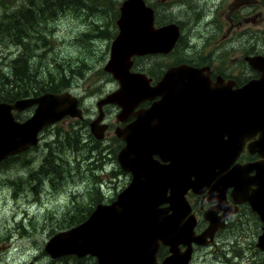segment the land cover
Wrapping results in <instances>:
<instances>
[{"label":"water","instance_id":"1","mask_svg":"<svg viewBox=\"0 0 264 264\" xmlns=\"http://www.w3.org/2000/svg\"><path fill=\"white\" fill-rule=\"evenodd\" d=\"M120 13V33L105 67L120 88L98 103L102 115L92 132L104 138L107 127L99 124L106 105L122 108L120 120L136 116L117 132L126 143L118 161L132 181L111 204H99L85 222L51 238L45 251L55 259L75 255L96 257L99 264H159L158 251L166 246L170 256L162 264H190L193 245L212 240L236 213L237 206H229L226 198L232 188L235 204L248 202L261 219L257 246L264 252V163L235 164L245 143L257 136L252 148L264 155V58L248 59L262 76L237 90L235 83L214 82L208 67L186 64L168 69L153 87L151 78L131 71L133 58L168 54L179 28H155L154 10L144 0H125ZM146 100L155 101L137 111ZM32 105H37L34 115L18 122L13 111ZM67 116L82 118L78 100L69 94L0 103V163L36 145L44 128ZM190 190L206 193L204 202L217 203L206 213L210 226L201 235L194 232L197 219L186 199ZM221 209L225 214L214 220L211 214Z\"/></svg>","mask_w":264,"mask_h":264},{"label":"rangeland","instance_id":"2","mask_svg":"<svg viewBox=\"0 0 264 264\" xmlns=\"http://www.w3.org/2000/svg\"><path fill=\"white\" fill-rule=\"evenodd\" d=\"M33 1L0 0V76L14 79L7 58L20 59L29 48L19 36H2L1 26L12 17L24 19L25 15L27 21L33 17L30 12L48 11L49 23L37 24L32 18L24 29L28 33L36 29L48 38L47 57L42 54L45 48L38 50L48 61L42 68L44 82L51 83L72 69L69 82L60 90L78 96L86 113L84 120L66 118L48 127L38 145L0 165V264H97L88 257L52 259L44 248L67 227L69 218L86 214L91 204H111L132 180L118 161L126 143L114 131L104 140H96L89 124L98 117V101L119 88L104 67L118 34L124 0H79L84 13L73 6L61 8L63 3L48 9L43 1ZM187 1L188 9L185 0H146L155 10L157 24L177 22L174 25L182 26L184 35L174 54L137 58L133 70L147 72L158 81L168 68L182 61L197 66L212 62L225 76L251 79L254 73L246 58L264 56V0H215L221 6L209 28L205 24L196 28L189 10L196 7L197 0ZM115 106L107 109L108 120L119 114ZM68 135L77 138L74 150L62 147ZM260 235L258 215L244 208L226 230L198 247L192 264H264V252L257 247Z\"/></svg>","mask_w":264,"mask_h":264},{"label":"trees","instance_id":"3","mask_svg":"<svg viewBox=\"0 0 264 264\" xmlns=\"http://www.w3.org/2000/svg\"><path fill=\"white\" fill-rule=\"evenodd\" d=\"M43 1L45 4V7L49 9V6L51 4H61V8L67 7V6H73L77 7L76 12L84 13V10H82L83 7H81L80 4H82L79 0H39ZM40 3L37 0L33 1L32 3ZM68 3V4H65ZM37 11V10H36ZM30 12V14L33 16L32 18L37 21V24L39 22L42 23H49L51 17L48 15V11L43 12ZM29 14V13H28ZM47 16V17H46ZM23 18L25 19V15H23ZM32 18L27 19L25 21L24 19H18L17 17H12L8 21H5L6 24H3L1 27L4 28V32L2 36H19L22 39V44L29 45V48L24 49V57L17 58L15 60H12L10 58H7L11 60V65L14 69V79L13 78H6L0 76V102L5 103H12L15 100H18L20 98H23L28 95H40L43 93H60L62 92L60 89L62 86L67 85V83L70 80V72L72 69L68 70L67 72L63 73L62 75H59V77H56L55 80L51 83L44 82L45 77H43V65L47 64L48 61L45 62L44 57H47V49L49 41L47 36H43L42 32H37L36 29H34L33 33H28L29 31L26 28L29 26L28 24H32L31 20ZM19 20H24L23 22H19ZM34 43L36 44L34 46ZM31 46V47H30ZM45 48V50L42 52V55H39L38 53H41L38 51L39 49ZM32 50V51H31ZM26 51V52H25ZM39 62L40 65H39ZM185 63V62H182ZM179 64V63H178ZM2 67H4L2 65ZM1 75V73H0ZM28 87L32 90H28ZM77 138L75 135H68L65 136L64 139V145L62 147L68 145L71 147V149L74 150V143L77 141ZM61 147V148H62ZM67 148V147H66ZM17 156H10L6 161L2 162L1 165L8 164L11 162L14 158ZM14 161V160H13ZM96 204H91L89 206V210H87L86 214H83L81 216H75L71 220L69 218V224L67 227L61 229H71L83 222H85L90 214L93 212ZM92 207V208H91ZM163 251V249H162ZM161 251V253H162Z\"/></svg>","mask_w":264,"mask_h":264},{"label":"flooded vegetation","instance_id":"4","mask_svg":"<svg viewBox=\"0 0 264 264\" xmlns=\"http://www.w3.org/2000/svg\"><path fill=\"white\" fill-rule=\"evenodd\" d=\"M200 1V2H199ZM221 1V0H220ZM215 0H197V3H196V7L192 8L189 10V14H193L192 15V18L193 20L196 21V28L198 27H202L204 24L206 25L205 27L209 28L210 26H214L213 24V14L217 11H219V7L221 6V4H215L214 3ZM184 6V4H182ZM185 5H186V8L188 9V1L185 0ZM121 7V6H120ZM188 12V10H187ZM117 15V13H116ZM170 25L172 24H178L177 22L176 23H169ZM167 24H164V25H161V26H165ZM159 26V24L157 25V27H161ZM179 27V32H180V37L177 41V44L175 46V48L169 52L168 54H151V55H146V56H141V57H135L133 58V69L135 67V59L137 58H143V57H165V56H169V55H172L174 54L176 48L180 45V43L182 42L183 40V35H184V32H183V28L182 26H178ZM261 57H264L263 55H260ZM253 57L257 58L259 57V54H254ZM248 59H251L250 56H248V58H246V62L247 64L250 66V68L252 69V72L254 73L252 76H251V79H249L247 82L246 81H240L237 77H228V76H225L220 69H218L217 67L214 66V63L212 62H207V63H201V65H194L192 64V66L194 67H197V68H206L208 67L209 68V75L211 77V79L213 81H217L219 78H222L225 82H228V81H234L237 85L238 88H241L243 87L244 85H246L249 81H252V80H258L261 78V75L262 73L258 70V69H255L251 63L249 62ZM184 62V61H182ZM182 62H180L181 64H183ZM186 64H189L187 62H185ZM223 65V64H222ZM176 66V65H175ZM222 69V67H221ZM137 72V71H136ZM166 72V71H165ZM165 74V73H164ZM163 77V76H162ZM154 83H157L158 81H156L158 78H155L152 77ZM161 79V78H160ZM246 82V83H245ZM117 91V88L116 90ZM114 91V92H115ZM153 102H145L141 105H139V109L142 108V109H148L151 107ZM116 107V112H117V106ZM109 106H105L104 107V110H103V121L99 124V126L101 125H105L107 127L105 133H104V139L106 138L107 135L111 134L112 131H114L113 133H115V136L117 138V132L118 131H121V130H124L125 128H127L128 125H130L135 119L136 117L135 116H128V117H124V119L122 121H119V116H120V111H118L119 114H117V116L114 118V120H111L107 118V116H110V114L108 113V109ZM31 109H34L33 107ZM30 110V109H29ZM98 118L102 115V112L100 111V113H98ZM93 121V120H92ZM91 122H89L90 124V131H91V134L92 136H94L95 138V135L94 133L92 132V128H91ZM257 137H254L252 138L251 140H249L248 142L245 143L244 145V149L242 151V153L240 154L239 158H238V161L236 162L237 164H240V165H248V164H253V163H257V162H261V163H264V155L261 157L260 154L256 151H254V149L252 148V144L256 141ZM232 188L228 189L227 192H226V198H227V201H228V205L231 206V207H234V206H237V209H236V213H234L230 218H227L225 220V226L224 228H220L216 234H215V237L220 234L222 231L226 230V228L229 226V224L232 222V220L236 217L237 214H239L241 211H243V209H247L249 208L250 210L251 207L249 206V203L248 202H242V203H239L238 205L235 204L233 198H232ZM205 194L204 193L203 195H195L193 194L192 192L189 193L188 195V199L193 207V213H195L198 217L197 219V223H196V226H195V233L196 234H201L203 232H205L208 227L210 226V222L206 220L205 216H206V213L210 210V209H214L216 206H217V203L215 204H212L210 202H204V198H205ZM225 214L224 212V209H221V211L218 212L217 216L214 215V213L211 214V217L216 220V217H221ZM259 218V216H258ZM261 224H262V227H263V223L261 221V219L259 218ZM182 249L184 250V247H182ZM198 248L195 249L194 251V257L196 255V251H197ZM164 254L165 256L168 254V249L164 247ZM194 260V258H193ZM193 263V262H192Z\"/></svg>","mask_w":264,"mask_h":264},{"label":"bare ground","instance_id":"5","mask_svg":"<svg viewBox=\"0 0 264 264\" xmlns=\"http://www.w3.org/2000/svg\"><path fill=\"white\" fill-rule=\"evenodd\" d=\"M31 47V46H30ZM41 50V49H40ZM32 51V50H31ZM26 52V51H25ZM5 66V65H4Z\"/></svg>","mask_w":264,"mask_h":264}]
</instances>
